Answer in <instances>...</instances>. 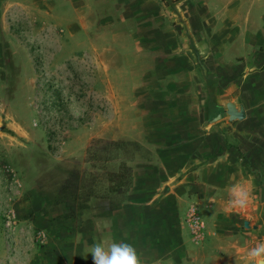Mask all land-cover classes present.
Returning a JSON list of instances; mask_svg holds the SVG:
<instances>
[{
	"label": "rangeland",
	"instance_id": "374dc122",
	"mask_svg": "<svg viewBox=\"0 0 264 264\" xmlns=\"http://www.w3.org/2000/svg\"><path fill=\"white\" fill-rule=\"evenodd\" d=\"M251 48L264 50V0H4L0 264H34L37 249L48 239L38 221L43 198L68 203L71 228L81 224L80 206L89 195L116 206L124 200L125 193L109 191L121 178L129 183L123 164L131 167L150 156L131 140L137 128L124 107L118 119V97L162 85L171 74L164 65L177 56L187 55L188 66L198 69L189 73L196 83L202 75L211 78L206 73L212 61L241 59ZM110 86L113 93L106 94ZM90 127L96 128L95 137L84 144L72 142L78 134L88 135ZM111 131L122 140L103 136ZM70 151L80 153V159L72 161ZM225 191L220 189L215 205L179 206L178 213L173 206L171 232L160 228V216L140 218L134 228L140 236L149 234L151 242L152 236L159 243L169 235L173 243L184 237L193 248L170 264H180V259L185 264H243L252 248L243 235L253 223L229 216L233 209L218 203L225 200ZM74 192L79 196L73 197ZM253 193L257 199L258 190ZM218 214L226 217L207 229L203 222L212 223ZM214 232L220 236L204 240L202 252L196 253L199 236Z\"/></svg>",
	"mask_w": 264,
	"mask_h": 264
},
{
	"label": "crops",
	"instance_id": "0c3cea01",
	"mask_svg": "<svg viewBox=\"0 0 264 264\" xmlns=\"http://www.w3.org/2000/svg\"><path fill=\"white\" fill-rule=\"evenodd\" d=\"M237 58L226 56L219 60L227 67L212 61L206 73L211 78L206 81L202 75L193 83L189 73L198 69L188 66L187 55L177 56L176 61H166L163 68L171 74L164 77L162 85L133 89V97L116 99L119 115L124 107L127 117L135 119L137 133L131 140L146 148L150 159L132 163L131 188L124 200L116 206L108 198L91 197L83 209L81 224L74 228L64 203L43 198L38 221L43 223L48 239L42 249H37L34 264H93L90 246L113 240L132 244L144 264H170L179 256L186 258L187 250L193 247L184 237L173 243L169 235V239L165 237L159 243L152 236L151 242L149 234L140 236L136 232L134 223L140 218L160 216V228L171 232L168 222L173 206L178 213L179 206L215 205L220 189L226 190V198L218 203L229 206L233 185H242L249 193L253 188L258 190L257 199L255 193L250 194L245 210H233L229 216H244L242 222L253 223L243 235L251 247L264 241V50L251 48L241 59ZM111 88L106 87L105 93L110 94ZM227 103L234 104L237 110L242 107L245 118L230 120ZM109 134L103 136L122 140L116 131ZM96 135V128L90 127L88 135L78 134L72 142L84 144ZM69 154L72 161L81 157L76 151ZM224 217L214 215L212 223L203 224L211 229ZM213 236L219 237L220 233L199 236L196 253L200 254L204 240H212ZM226 236L225 233L223 237Z\"/></svg>",
	"mask_w": 264,
	"mask_h": 264
},
{
	"label": "clouds",
	"instance_id": "9594fccd",
	"mask_svg": "<svg viewBox=\"0 0 264 264\" xmlns=\"http://www.w3.org/2000/svg\"><path fill=\"white\" fill-rule=\"evenodd\" d=\"M250 193L242 185H233L230 189L229 207L243 211L250 203ZM93 264H144L137 249L130 243L103 241L94 242L89 248ZM250 264H264V241L257 243L248 251Z\"/></svg>",
	"mask_w": 264,
	"mask_h": 264
},
{
	"label": "trees",
	"instance_id": "16d2710c",
	"mask_svg": "<svg viewBox=\"0 0 264 264\" xmlns=\"http://www.w3.org/2000/svg\"><path fill=\"white\" fill-rule=\"evenodd\" d=\"M123 168L125 170V173L126 175H123V173H121L123 176H127V178H129V183L127 185H125L123 182V178H121V182L110 188L109 191L112 192V193H115V194H118V195H123L124 193L126 194L128 192V190L131 188V183H132V169L130 166L126 165V164H123ZM73 197H78L79 195H77L76 192L72 193ZM92 196L89 195L82 204L80 206L81 209H85L86 208V203L88 202V200L91 198ZM66 206L68 207V203L66 204Z\"/></svg>",
	"mask_w": 264,
	"mask_h": 264
},
{
	"label": "water",
	"instance_id": "95a60500",
	"mask_svg": "<svg viewBox=\"0 0 264 264\" xmlns=\"http://www.w3.org/2000/svg\"><path fill=\"white\" fill-rule=\"evenodd\" d=\"M226 110L227 114L229 115L230 120H243L245 118V113L243 111V108H239V110L236 109L235 105L232 103L226 104Z\"/></svg>",
	"mask_w": 264,
	"mask_h": 264
}]
</instances>
